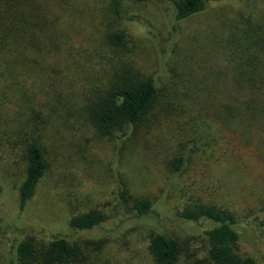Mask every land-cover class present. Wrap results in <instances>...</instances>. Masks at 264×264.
I'll return each mask as SVG.
<instances>
[{
	"label": "rangeland",
	"instance_id": "obj_1",
	"mask_svg": "<svg viewBox=\"0 0 264 264\" xmlns=\"http://www.w3.org/2000/svg\"><path fill=\"white\" fill-rule=\"evenodd\" d=\"M173 1L79 0L60 24L49 16L58 28L50 25L48 43L27 50L37 61H15L0 78V264H54L44 261L43 249L56 235L81 245L73 264H154L147 244L156 231L180 244L176 264H209V224L176 215L199 201L232 210L240 252L264 264V126L252 125L243 142L230 128L235 88L226 48L230 30L254 20L261 1L206 0L203 11L174 28ZM117 30L126 32L124 46L106 39ZM121 64L155 80L163 110L103 135L81 110L84 88ZM193 100L201 105V122L210 125L195 142L186 108ZM206 113L218 116L206 119ZM32 141L43 148L47 170L20 211L24 150ZM179 153L187 159L174 170L169 163ZM125 187L130 203L151 202L149 213H128L119 195ZM90 209L103 212L105 221L73 233L70 217ZM22 240L39 248L32 262L18 263L13 254Z\"/></svg>",
	"mask_w": 264,
	"mask_h": 264
},
{
	"label": "trees",
	"instance_id": "obj_2",
	"mask_svg": "<svg viewBox=\"0 0 264 264\" xmlns=\"http://www.w3.org/2000/svg\"><path fill=\"white\" fill-rule=\"evenodd\" d=\"M260 1L262 6L256 11L259 13L256 18H246V27H242L243 23L234 25L226 42L235 88L231 97L233 113L230 114V128H233L238 142H243L241 136L245 138L252 125L259 123L264 126V0ZM78 5L79 0H0V78H4L5 72L17 64L15 61L31 60L28 49L32 53L42 42L48 43L50 36L46 30L54 24L53 20H49L50 15H56V21L60 24L64 13L76 10ZM206 7V0H174L173 28L178 21L187 19ZM53 8H56L54 12ZM54 27L57 26L54 24ZM54 38L58 40L55 36ZM106 39L114 46H124L127 42L126 32L123 30L108 32ZM32 58L37 61V56ZM84 92L81 110L90 124L103 135H113L122 123L136 124L142 121L152 109L161 105L158 114L163 110L155 80L141 75L126 64L117 66L104 81L88 86ZM198 101L193 100L186 105L191 111L188 130L196 136L190 137L192 142L201 137L200 129L202 134L205 132L204 128H210L208 123L201 122L199 116L202 109ZM211 116L212 114H205L206 119H211ZM216 116L218 115H214L212 120L216 119ZM225 118L223 117L224 126ZM213 134L215 140L216 133ZM24 156V177L18 187L20 211L33 196L37 183L47 170L44 150L38 143L29 142L25 147ZM186 159V155L179 153L169 164L174 170H181ZM119 195L131 215L142 217L150 212L151 202L148 199L140 198L130 203L126 187L121 188ZM176 215L184 221L209 224L205 230L206 261L209 264H258L255 257L239 250L240 235L236 229L238 219L232 210L199 201L188 203ZM105 219L103 212L90 209L71 216L68 226L73 233H77L98 227ZM260 224L264 225V219ZM44 248V261L54 264H73L78 262L82 255L81 245L76 239L58 235L53 236ZM147 249L154 264H176L182 252L180 244L163 231H156L149 237ZM13 254L18 263L32 262L37 258L39 248L30 240H22L13 244ZM9 264H14L13 259Z\"/></svg>",
	"mask_w": 264,
	"mask_h": 264
}]
</instances>
